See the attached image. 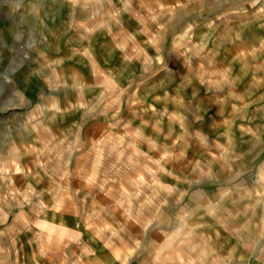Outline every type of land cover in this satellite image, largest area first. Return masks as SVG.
<instances>
[{"label":"clouds","instance_id":"clouds-1","mask_svg":"<svg viewBox=\"0 0 264 264\" xmlns=\"http://www.w3.org/2000/svg\"><path fill=\"white\" fill-rule=\"evenodd\" d=\"M16 12L0 32V264H98L96 241L113 264H264V0ZM98 36L113 38L99 55Z\"/></svg>","mask_w":264,"mask_h":264},{"label":"rangeland","instance_id":"rangeland-1","mask_svg":"<svg viewBox=\"0 0 264 264\" xmlns=\"http://www.w3.org/2000/svg\"><path fill=\"white\" fill-rule=\"evenodd\" d=\"M20 3V0H0V32L7 33L9 29H11L18 21V16L16 12V5ZM113 38L108 36H98L96 40L93 41L94 47L97 49V54H102L106 47H109L112 45ZM211 47V45H210ZM7 53H5V56ZM236 55V51L232 49L231 47H228L226 49H221V55L218 57L220 61L227 64L229 61L232 60V57ZM117 58H119L120 53H116ZM262 60H264V57H261ZM94 64V62H93ZM235 67L237 71H239V68L241 67L239 61L235 63ZM244 80L246 83L251 82V73L249 72L247 76L244 77ZM262 93H264V87L259 88L256 91L255 96H253V99H256L257 96H260ZM260 103L264 104V100L260 101ZM255 108L256 105H253ZM138 123V121H136ZM223 129L217 125L216 132L222 131ZM216 133L214 132V135ZM237 136H239V133H237ZM162 179H166L162 177ZM213 189L209 188V191ZM198 195H203V193H200ZM89 233L85 234V239L87 240L89 238ZM25 239L24 236H21V241L23 242ZM235 241L228 239L222 241V244L225 248L229 247L230 244L234 243ZM19 247V245H17ZM93 249L96 251V254L100 255L102 259L104 260L105 264H111L115 260V255L117 253H113L110 251L103 243H100L99 241H96L92 244ZM28 256L30 258L31 251L30 249H27ZM23 255V253H22ZM98 255V256H99ZM48 261H41L40 264H47ZM34 264V262H33Z\"/></svg>","mask_w":264,"mask_h":264},{"label":"crops","instance_id":"crops-1","mask_svg":"<svg viewBox=\"0 0 264 264\" xmlns=\"http://www.w3.org/2000/svg\"><path fill=\"white\" fill-rule=\"evenodd\" d=\"M99 255V254H98ZM97 254H96V260L98 261V264H105V262H104V260L102 259V257L99 255L98 256ZM47 264H52V261H48V263ZM111 264H113L112 262H111Z\"/></svg>","mask_w":264,"mask_h":264}]
</instances>
